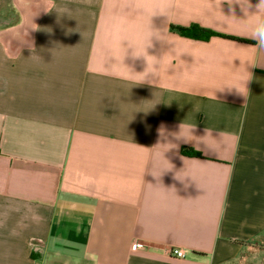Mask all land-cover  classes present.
Masks as SVG:
<instances>
[{
	"label": "crops",
	"instance_id": "obj_1",
	"mask_svg": "<svg viewBox=\"0 0 264 264\" xmlns=\"http://www.w3.org/2000/svg\"><path fill=\"white\" fill-rule=\"evenodd\" d=\"M14 6L0 27V264H264L253 17L216 0ZM191 25L249 43L173 29Z\"/></svg>",
	"mask_w": 264,
	"mask_h": 264
},
{
	"label": "clouds",
	"instance_id": "obj_2",
	"mask_svg": "<svg viewBox=\"0 0 264 264\" xmlns=\"http://www.w3.org/2000/svg\"><path fill=\"white\" fill-rule=\"evenodd\" d=\"M144 3L147 7L162 8V6L167 3V0H144ZM216 3L219 6H221L222 3H227L230 7V10H233L232 6L234 4H239L241 9L244 11V13L247 16L253 17L251 30H252L253 38L256 40L255 46L258 49H264V0H259V2L254 6L250 3V0H216ZM252 8H254L255 11L249 14V9ZM134 57H139V56H134ZM141 73L147 75V67L145 71ZM233 87L236 88L238 92H240L239 88H237L236 86H229V89Z\"/></svg>",
	"mask_w": 264,
	"mask_h": 264
},
{
	"label": "trees",
	"instance_id": "obj_3",
	"mask_svg": "<svg viewBox=\"0 0 264 264\" xmlns=\"http://www.w3.org/2000/svg\"><path fill=\"white\" fill-rule=\"evenodd\" d=\"M173 29L176 30L179 33V35H181L182 37L194 39L198 41H208L210 38L214 36H220L222 38H226L237 42L249 43V41L241 38L219 35L209 29L200 27L198 25H191L189 27H173ZM181 152L183 155L187 157H201V155L192 148H184L181 150Z\"/></svg>",
	"mask_w": 264,
	"mask_h": 264
},
{
	"label": "rangeland",
	"instance_id": "obj_4",
	"mask_svg": "<svg viewBox=\"0 0 264 264\" xmlns=\"http://www.w3.org/2000/svg\"><path fill=\"white\" fill-rule=\"evenodd\" d=\"M16 15L14 0H0V27L11 24Z\"/></svg>",
	"mask_w": 264,
	"mask_h": 264
},
{
	"label": "built area",
	"instance_id": "obj_5",
	"mask_svg": "<svg viewBox=\"0 0 264 264\" xmlns=\"http://www.w3.org/2000/svg\"><path fill=\"white\" fill-rule=\"evenodd\" d=\"M137 247H139V244L133 243V244L131 245V248H132V249L137 248ZM169 255H170L171 257L176 258V259H184L185 256H186L185 251L182 250V249H179V248H171V249L169 250Z\"/></svg>",
	"mask_w": 264,
	"mask_h": 264
}]
</instances>
